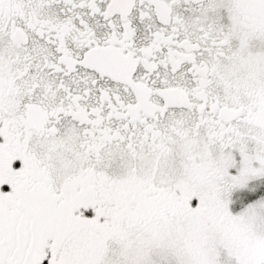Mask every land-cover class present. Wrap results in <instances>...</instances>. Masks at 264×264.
<instances>
[{"label":"snow or ice","instance_id":"6c2138e0","mask_svg":"<svg viewBox=\"0 0 264 264\" xmlns=\"http://www.w3.org/2000/svg\"><path fill=\"white\" fill-rule=\"evenodd\" d=\"M0 264H264V0H0Z\"/></svg>","mask_w":264,"mask_h":264}]
</instances>
